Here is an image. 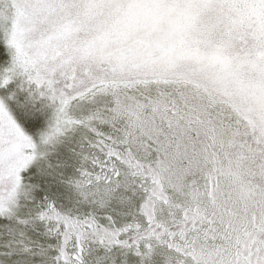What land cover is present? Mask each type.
Here are the masks:
<instances>
[{"label": "snow or ice", "instance_id": "1", "mask_svg": "<svg viewBox=\"0 0 264 264\" xmlns=\"http://www.w3.org/2000/svg\"><path fill=\"white\" fill-rule=\"evenodd\" d=\"M0 264H264V0H0Z\"/></svg>", "mask_w": 264, "mask_h": 264}]
</instances>
